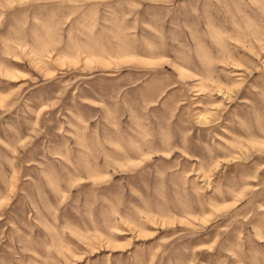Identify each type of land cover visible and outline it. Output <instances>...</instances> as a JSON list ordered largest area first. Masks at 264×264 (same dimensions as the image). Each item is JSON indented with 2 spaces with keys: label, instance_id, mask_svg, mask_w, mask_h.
<instances>
[{
  "label": "rangeland",
  "instance_id": "obj_1",
  "mask_svg": "<svg viewBox=\"0 0 264 264\" xmlns=\"http://www.w3.org/2000/svg\"><path fill=\"white\" fill-rule=\"evenodd\" d=\"M0 264H264V0H0Z\"/></svg>",
  "mask_w": 264,
  "mask_h": 264
}]
</instances>
